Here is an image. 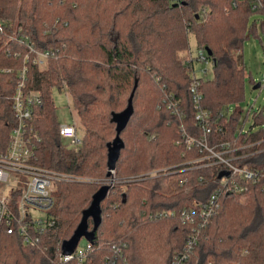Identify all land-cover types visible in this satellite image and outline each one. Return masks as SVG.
Returning <instances> with one entry per match:
<instances>
[{
  "label": "trees",
  "instance_id": "obj_1",
  "mask_svg": "<svg viewBox=\"0 0 264 264\" xmlns=\"http://www.w3.org/2000/svg\"><path fill=\"white\" fill-rule=\"evenodd\" d=\"M258 1L260 7L252 9L238 0H0V20L21 28L35 49H58L47 69L28 64L27 88L42 98L32 124L38 134L35 164L70 177L54 185L55 225L42 239L44 251L24 244L17 232L2 230L0 264H52L100 188L96 181L108 178L107 144L116 134L111 114L126 108L135 80L134 111L120 134L124 148L110 176L116 182L100 204L94 251L85 264H103L114 247L123 249L129 264H171L192 230L179 213L206 203L216 191L221 192L217 213L185 264H264V176L245 183L243 195L223 194L229 169L215 159L200 161L203 153L188 149L182 133L194 139L203 135L183 63L192 35L197 49L212 53V78L199 87V110L208 113L211 127L208 145L219 152L218 145L228 143L232 152L226 157L234 158L233 165L264 174V109L251 112L248 130L243 126L251 108L241 126L239 107L224 114L243 99L241 51L247 32L256 29V21L247 29L253 15L263 17L264 36V0ZM10 47L16 58L0 54V149L14 123L7 96L26 53L23 46ZM4 68L13 71L3 74ZM64 87L82 129L72 147L59 135L52 99V92ZM153 170L160 171L151 176Z\"/></svg>",
  "mask_w": 264,
  "mask_h": 264
},
{
  "label": "built area",
  "instance_id": "obj_2",
  "mask_svg": "<svg viewBox=\"0 0 264 264\" xmlns=\"http://www.w3.org/2000/svg\"><path fill=\"white\" fill-rule=\"evenodd\" d=\"M170 1L178 3L180 0ZM238 1L248 2L252 9L260 7L258 0ZM233 5L236 6L235 2ZM10 27V24L6 21L0 20V54H13V57L16 58L18 53L12 51L11 44L25 47L26 53L22 60V67L15 72L12 93L7 96V100L11 104L14 123L5 147L0 149V231L4 230L7 234L17 232L22 237L24 244L44 251L40 246L42 239L46 231L55 225L50 215L54 204V185L57 181L70 179V177L49 171L35 164L33 141L38 140V134L32 124L34 109L41 105L42 98L40 93L27 88L28 64L31 63L40 71H43L47 69L50 60L58 59V49L37 50L22 34L21 28ZM183 63L189 67L190 93L194 107L198 110L195 121L203 132L202 137L199 139L190 138L182 132L185 144L188 149L192 147L199 148L200 153H203L200 161L215 159V163L222 164L229 169L231 172L229 178L222 180L223 194L238 193L243 195L247 191L245 183L256 182L264 174L260 171L233 165L234 158L226 157L232 152L228 143L219 144L218 147L221 149L219 152L208 145L211 127L208 122V113L199 110L202 100L199 87L202 80L210 79L208 76L212 73V61L205 49H196L195 53H192L188 48L184 53ZM12 71L8 68L1 69L3 74H10ZM259 83L260 87L264 85V74H262ZM60 91L70 97L65 87ZM71 108L73 109L72 104ZM250 112H248L249 115H251ZM218 130L221 131V128H218ZM79 132L74 120H71L70 123L59 122V135L62 140L66 139L68 141V145L75 146L79 143ZM150 175L154 176L155 173L152 172ZM233 176H237L241 183L236 182L232 178ZM115 182L111 178L110 186L114 185ZM220 193L216 191L206 203L193 209L182 210L179 213L182 224L190 225L192 230L183 250L173 255L171 264L186 263L197 244L200 231L204 229L209 219L217 213ZM170 215L174 214L170 212ZM61 244L52 264H85L89 255L94 251L92 243L86 241L83 249H78L77 245L72 254L63 255ZM103 264L129 263L123 249L114 247L113 251L105 257Z\"/></svg>",
  "mask_w": 264,
  "mask_h": 264
},
{
  "label": "rangeland",
  "instance_id": "obj_3",
  "mask_svg": "<svg viewBox=\"0 0 264 264\" xmlns=\"http://www.w3.org/2000/svg\"><path fill=\"white\" fill-rule=\"evenodd\" d=\"M263 19L260 15H253L249 18L247 29H250L251 24L256 21V29H253L247 32V38L243 42L242 46V61L244 68V94L243 99L237 105H229L228 109H224L225 116H229L237 107L242 110L239 125H242V122L245 119L246 113L250 108L252 111H258L264 109V85H261L260 88L254 90L250 81L254 80L256 83H259L262 74H264V36L261 32L260 21ZM189 48L192 53H195L197 46L194 37L191 35L189 37ZM212 77V73L208 78ZM130 92V91H129ZM126 93L123 97L125 104L128 98ZM52 99L56 108V115L60 123H70L71 120H74L79 128V136H82V129L79 124L78 117L76 116L75 110L71 108V97L65 95L63 91L54 90L52 92ZM124 104V107H125ZM123 107V108H124ZM122 108V109H123ZM74 110V111H73ZM250 112V113H251ZM252 124V113L247 121L244 123V129L248 130L249 126ZM62 142L68 145V141L63 139ZM71 146V145H70ZM72 147V146H71ZM160 171V170H159ZM159 171H151L155 174ZM113 176V174H112ZM90 181V180H89ZM111 178H104L96 181V185L101 187L102 185H110ZM91 182V181H90ZM54 197V195H53ZM245 197L238 198L239 203L243 204L245 202ZM86 245V240L81 239L78 243V249H83Z\"/></svg>",
  "mask_w": 264,
  "mask_h": 264
},
{
  "label": "water",
  "instance_id": "obj_4",
  "mask_svg": "<svg viewBox=\"0 0 264 264\" xmlns=\"http://www.w3.org/2000/svg\"><path fill=\"white\" fill-rule=\"evenodd\" d=\"M208 56H211V51L205 48ZM138 81L135 80L134 86L127 101V106L124 110L118 113L111 114V122L115 124V138L107 144V177L109 178L116 167V162L119 158L121 150L124 148V143L120 138L121 132L126 128L133 114V97L137 88ZM260 88V83H256L253 89ZM111 186L102 185L92 196L89 206L82 211L81 219L75 228L71 237L61 244V252L63 255H70L74 252L79 241L83 238L92 243L95 238V232L101 223V202L106 198ZM92 221V230L88 229V220Z\"/></svg>",
  "mask_w": 264,
  "mask_h": 264
}]
</instances>
